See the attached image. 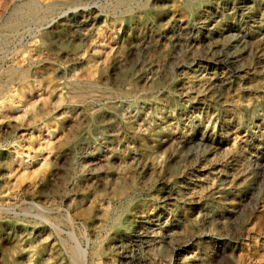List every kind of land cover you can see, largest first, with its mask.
<instances>
[{
    "label": "rangeland",
    "instance_id": "1",
    "mask_svg": "<svg viewBox=\"0 0 264 264\" xmlns=\"http://www.w3.org/2000/svg\"><path fill=\"white\" fill-rule=\"evenodd\" d=\"M13 68L0 264H264V0H0Z\"/></svg>",
    "mask_w": 264,
    "mask_h": 264
},
{
    "label": "bare ground",
    "instance_id": "2",
    "mask_svg": "<svg viewBox=\"0 0 264 264\" xmlns=\"http://www.w3.org/2000/svg\"><path fill=\"white\" fill-rule=\"evenodd\" d=\"M15 14V13H13ZM37 14V6L33 1H29L24 8L17 10V16L11 17L3 25V31L14 30L25 21V17H35ZM79 23V22H78ZM82 26V25H81ZM90 75V74H89ZM28 78L27 74L16 68L10 69L6 74L5 80H0V99L3 98L7 92V86L14 85L16 81H25ZM17 87V86H16ZM95 88V87H94ZM121 220V219H120ZM120 222V221H119ZM126 229V228H125ZM126 237V236H125ZM72 251V249H71ZM71 261V260H70ZM71 263V262H70ZM93 264H99L92 261ZM72 264H89L87 252L81 249H73Z\"/></svg>",
    "mask_w": 264,
    "mask_h": 264
}]
</instances>
